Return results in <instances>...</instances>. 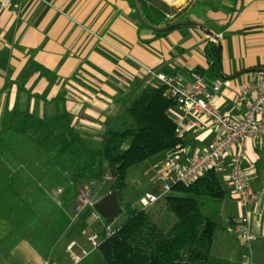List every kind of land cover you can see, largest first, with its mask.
<instances>
[{
    "label": "crops",
    "instance_id": "crops-1",
    "mask_svg": "<svg viewBox=\"0 0 264 264\" xmlns=\"http://www.w3.org/2000/svg\"><path fill=\"white\" fill-rule=\"evenodd\" d=\"M189 17L218 36L217 73L205 54L207 43L216 42L203 30L182 27L160 35L142 30L129 0H0V119L12 109L40 118L66 114L83 139L99 140L149 68L186 84L201 79L215 108L239 122L245 110L237 104L239 93L264 72V0H193ZM169 115L186 141L181 157L185 164L212 134L208 129L192 133L195 116L176 107ZM246 153L241 167L259 196L247 210L248 228L257 238L244 242L228 232V222L244 210L220 176L228 196L221 206L224 226L216 234L210 264H264V140H249ZM72 241L87 249L84 241L69 239L61 244L56 264H72L66 251Z\"/></svg>",
    "mask_w": 264,
    "mask_h": 264
},
{
    "label": "trees",
    "instance_id": "trees-1",
    "mask_svg": "<svg viewBox=\"0 0 264 264\" xmlns=\"http://www.w3.org/2000/svg\"><path fill=\"white\" fill-rule=\"evenodd\" d=\"M137 2L143 18L152 25L159 26L178 17L189 22L192 4L175 13L160 0ZM131 5L136 19L132 2ZM217 51L214 43L205 46L207 63L215 73ZM172 108L175 103L164 95L163 87L136 85L121 112L100 133L96 148L88 146L89 140L78 134L66 114L40 118L27 111L5 110L0 119V214L5 217L11 212L5 195L13 185L1 149H12L18 138L36 137L39 142L45 141L52 138L55 130H61L60 152L76 151L87 162L95 161L98 169L89 168L84 177L94 184L95 190L103 192L98 200L117 191L127 215L116 231L103 232L98 247L78 264H210L216 234L224 226L221 206L228 196L214 170H207L190 184H173L169 192L146 209H133L120 198L129 168L177 145H186L169 115ZM107 178L111 182L106 188ZM233 222H228L227 229Z\"/></svg>",
    "mask_w": 264,
    "mask_h": 264
},
{
    "label": "rangeland",
    "instance_id": "rangeland-1",
    "mask_svg": "<svg viewBox=\"0 0 264 264\" xmlns=\"http://www.w3.org/2000/svg\"><path fill=\"white\" fill-rule=\"evenodd\" d=\"M160 1L175 13L193 2L184 0L172 6ZM140 28L145 27L141 25ZM61 139V130H55L52 138L45 141L39 142L36 137L18 138L12 149H1L13 185L5 195L11 212L5 217L0 214V264H45V261L56 264L62 253L61 244L64 246L69 239H79L89 248L84 232L95 233L100 239L103 232L116 231L127 219L126 214L119 215L107 226L99 217L94 218L90 207L76 213L78 190L89 184L84 177L86 170L98 167L95 161L87 162L76 151L61 153ZM85 140H89L91 148H96L99 141L92 137ZM160 155L127 170L126 188L120 192L123 203L133 209L148 208L144 194L156 188L150 165ZM19 166L23 173L18 171ZM110 182L107 178L106 188ZM92 191L91 201L96 202L103 192L95 188ZM64 263L71 264L68 260Z\"/></svg>",
    "mask_w": 264,
    "mask_h": 264
},
{
    "label": "built area",
    "instance_id": "built-area-1",
    "mask_svg": "<svg viewBox=\"0 0 264 264\" xmlns=\"http://www.w3.org/2000/svg\"><path fill=\"white\" fill-rule=\"evenodd\" d=\"M257 76L258 80L254 85L244 87L239 93L237 104L243 106L245 110L242 119L235 123L215 108L212 95L204 89L201 79L186 84L177 76L145 69L141 88L147 85L163 87L164 95L175 103L176 108L195 116L190 122L192 133L208 129L212 134L205 148L185 164L181 163L184 149L177 145L164 152L162 158L150 165L156 188L144 194L145 207L157 203L169 192L173 184H190L212 169L219 176H225L232 188L234 199L244 210V213L234 220L233 225L228 227V232L244 242L256 240V235L248 228L247 210L256 204L259 196L247 181L241 165L247 156L248 141L264 140V121L261 119L264 115V72L259 71ZM219 87L220 84L216 83L214 90H218ZM93 187L92 183L78 190L75 209L77 214L87 207L93 209L95 203L91 201ZM92 214L95 218L98 217L94 210ZM83 235L89 248H80L75 241L66 246L72 264L80 263L99 245L100 239L97 234L84 232Z\"/></svg>",
    "mask_w": 264,
    "mask_h": 264
},
{
    "label": "water",
    "instance_id": "water-1",
    "mask_svg": "<svg viewBox=\"0 0 264 264\" xmlns=\"http://www.w3.org/2000/svg\"><path fill=\"white\" fill-rule=\"evenodd\" d=\"M130 1L133 3L135 7L136 17L138 22L145 28L155 33H165L182 27H196L203 30L217 44L218 51L216 56V62L219 63V51H220L219 38L213 31L209 30L205 25L193 23V22H187V21H180V17H178L162 25L155 26L145 21V19L141 14L140 6L137 0H130ZM93 210L96 212L98 217L103 221V223L107 226L113 223V221L119 215L125 214V211L121 206L117 191H111L107 195L96 201L93 205Z\"/></svg>",
    "mask_w": 264,
    "mask_h": 264
},
{
    "label": "bare ground",
    "instance_id": "bare-ground-1",
    "mask_svg": "<svg viewBox=\"0 0 264 264\" xmlns=\"http://www.w3.org/2000/svg\"><path fill=\"white\" fill-rule=\"evenodd\" d=\"M163 2L167 3L168 5L172 6H178L180 5L184 0H162Z\"/></svg>",
    "mask_w": 264,
    "mask_h": 264
}]
</instances>
